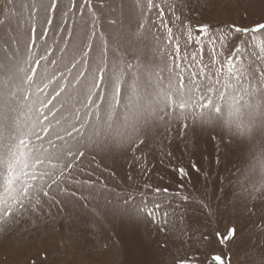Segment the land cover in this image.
Segmentation results:
<instances>
[{"label": "rangeland", "instance_id": "374dc122", "mask_svg": "<svg viewBox=\"0 0 264 264\" xmlns=\"http://www.w3.org/2000/svg\"><path fill=\"white\" fill-rule=\"evenodd\" d=\"M175 3L182 12L183 24L191 26L193 36L197 35V26H210L212 34L222 42L216 45L222 53L219 57L222 62L232 58L240 68L256 60L254 34L235 33L231 28L250 30L264 24V0H175ZM133 4L134 0H93L105 20L104 27L122 34L128 56L125 60L135 62L138 58L146 66L139 71L137 86L142 95L145 91L147 94L135 113L124 110L126 101H122L120 108L101 103L100 119L97 121L93 115L85 138L71 143L73 149L96 152L86 154L82 166L86 171H80L76 179L90 181L94 186L103 183L114 191L101 189L98 200L90 201L88 208L79 199L61 197L65 200L62 207H46L42 213L25 216L9 226L0 232V264H178L179 260L216 264L215 256L225 258V264L229 257L230 264H261L264 199L240 198L235 174L240 169L239 179L244 185L264 190V77L257 80L241 77L243 82L234 80L233 88L226 92L220 85L213 97V105H219L220 112L205 109L195 124L188 112L187 128L182 127L178 113L162 121L163 104L153 99L155 81L148 74L159 64L156 45L151 34L139 29ZM10 18L14 27L13 0H0V21L7 23ZM110 18L117 23L107 24ZM138 31L142 33L139 37ZM183 39L186 32L182 45ZM238 47L242 49L240 56L236 55ZM192 48L190 45L189 49ZM59 57L60 53L54 51L50 59ZM259 71L257 67L256 72ZM132 79L133 74L128 73L125 96ZM84 96L82 87L65 98L64 112L69 116L65 127L75 115L77 99L82 102ZM197 102V95L192 93L188 103ZM81 111L83 115L82 103ZM141 138L143 144H134ZM56 153L53 150L51 155ZM193 164L199 171L193 169ZM180 168L188 174L183 180L179 178ZM145 181L172 190H178L183 183L182 191L198 194L211 208V215L199 204L190 205L182 224L161 232L150 221L127 222L92 210L104 204L105 196L112 199L115 191ZM70 187L85 195L89 192L87 186ZM232 227L237 230L236 236L221 243L216 233L226 235Z\"/></svg>", "mask_w": 264, "mask_h": 264}, {"label": "snow or ice", "instance_id": "6c2138e0", "mask_svg": "<svg viewBox=\"0 0 264 264\" xmlns=\"http://www.w3.org/2000/svg\"><path fill=\"white\" fill-rule=\"evenodd\" d=\"M13 8L15 26L11 18L7 23L0 21V232L25 216L42 213L46 207H62L65 200L61 197L79 199L88 208L90 201L98 200L101 189L113 192L103 183L94 186L90 181L76 179L80 171H86L82 167L86 154L96 152L73 149L71 143L85 138L93 115L97 121L100 119L101 103L120 108L122 101H126L124 110L135 113L147 94L145 91L142 95L137 86L139 71L146 66L138 58L135 62L125 60L128 56L122 34L104 27L105 20L93 0H13ZM133 10L139 29L151 34L156 45L159 64L148 74L155 81L153 99L163 104L162 121L178 113L182 127L187 128L188 112L192 113L193 124L205 109L219 113L220 106L213 105V97L221 84L222 69L227 77L225 88L233 80L243 82L241 77H264V24L250 30L232 26L235 33L251 31L258 50L254 62L237 68L234 59L229 58L226 63L219 59L222 53L216 45L222 42L212 34L209 25L197 26L193 38V30L183 24L175 0H134ZM116 23L115 18L107 20L109 25ZM174 28L178 31L174 32ZM140 35L138 31L136 36ZM193 42L197 48L190 51ZM205 48L209 49L207 53ZM54 51L60 53L59 59H50ZM241 54L238 47L236 55ZM128 73L133 74V79L128 82L125 96ZM82 87L83 101L77 99L75 115L65 127L69 119L64 112L65 98ZM192 93L197 95L198 102L189 104ZM108 119H112L111 112ZM143 143L141 138L134 144ZM53 150H57L56 155H51ZM192 167L199 171L195 164ZM178 172L181 180L188 176L183 168ZM239 173L240 169L235 174V188L240 198L264 199V190L244 185ZM70 185L87 186L89 192L85 195ZM182 189L183 183L178 190H172L145 181L115 191L112 199L105 196L104 204L92 210L127 222L150 221L161 232L182 224L190 205L199 204L211 215L206 201ZM93 192L97 195L93 196ZM236 232L232 227L226 235L217 232L216 236L225 243ZM213 259L216 264H225L221 256ZM227 259L230 264V257ZM260 259L264 264V257ZM178 264L189 262L179 260Z\"/></svg>", "mask_w": 264, "mask_h": 264}, {"label": "bare ground", "instance_id": "6f19581e", "mask_svg": "<svg viewBox=\"0 0 264 264\" xmlns=\"http://www.w3.org/2000/svg\"><path fill=\"white\" fill-rule=\"evenodd\" d=\"M248 104H250V101H249V103H248ZM230 112H234V113H235V111H230ZM226 113H227V112H226ZM66 207H67V208H69V206H68V205H66Z\"/></svg>", "mask_w": 264, "mask_h": 264}]
</instances>
